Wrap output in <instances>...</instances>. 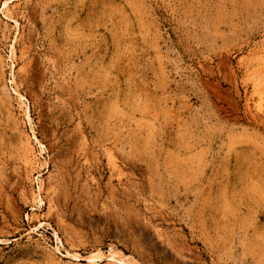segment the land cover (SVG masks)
Returning <instances> with one entry per match:
<instances>
[{
    "label": "rangeland",
    "instance_id": "1",
    "mask_svg": "<svg viewBox=\"0 0 264 264\" xmlns=\"http://www.w3.org/2000/svg\"><path fill=\"white\" fill-rule=\"evenodd\" d=\"M0 264H264V0H0Z\"/></svg>",
    "mask_w": 264,
    "mask_h": 264
}]
</instances>
